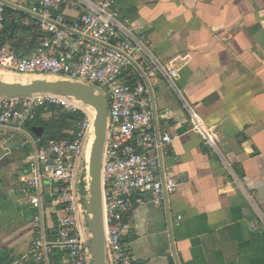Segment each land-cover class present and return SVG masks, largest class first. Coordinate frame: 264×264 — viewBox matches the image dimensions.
<instances>
[{
    "label": "crops",
    "instance_id": "obj_1",
    "mask_svg": "<svg viewBox=\"0 0 264 264\" xmlns=\"http://www.w3.org/2000/svg\"><path fill=\"white\" fill-rule=\"evenodd\" d=\"M34 1L4 0L0 47L18 55L36 47L39 33L27 15ZM114 1L133 30L147 36L153 54L177 70L181 93L154 81L157 125L177 136L163 166L178 186L159 205L146 198L129 210L126 253L135 264H264V0ZM189 109L211 131L213 145ZM34 126L0 139V264H39L31 254L33 212L22 182L41 139ZM85 185L80 173L79 208ZM39 192L47 264H69L66 250L54 244L61 206L47 183ZM253 223L259 226L254 232Z\"/></svg>",
    "mask_w": 264,
    "mask_h": 264
},
{
    "label": "built area",
    "instance_id": "obj_2",
    "mask_svg": "<svg viewBox=\"0 0 264 264\" xmlns=\"http://www.w3.org/2000/svg\"><path fill=\"white\" fill-rule=\"evenodd\" d=\"M6 7L1 0L0 31L6 23ZM66 11L74 14L68 15ZM27 15L38 30V43L23 56L7 44L2 45L0 72L81 82L106 98L101 189L108 262L135 264L123 245L129 231L125 220L129 210L143 204L146 198L159 205L178 186L163 166V160L169 156L168 146L177 136L160 131L154 95V81L160 78L181 97L175 83L178 72L153 54L147 36L135 32L129 21L120 16L114 0H35ZM59 111L79 115L71 136L46 139L42 144L37 139L22 180L23 194L33 212L35 237L31 254L39 264H47L49 243L39 192L45 182L61 206L54 244L66 250L69 264H90L88 235L83 228L75 183L93 134V112L73 99L51 94L0 96V139L13 138L41 114L50 116ZM188 111L197 130L213 145L211 131L198 122L191 109ZM217 155L227 166L223 156ZM228 170L231 171L229 164ZM231 175L239 185L237 177L232 172ZM246 197L254 205L252 197ZM260 219L264 226V218ZM258 228L256 223L250 226L252 232Z\"/></svg>",
    "mask_w": 264,
    "mask_h": 264
},
{
    "label": "water",
    "instance_id": "obj_3",
    "mask_svg": "<svg viewBox=\"0 0 264 264\" xmlns=\"http://www.w3.org/2000/svg\"><path fill=\"white\" fill-rule=\"evenodd\" d=\"M7 73V72H6ZM14 74V73H10ZM22 75V74H16ZM36 78L27 83L7 82L0 79L1 97H21L34 94H51L73 99L93 110V134L86 147V177H82L85 198L80 199L83 213V228L88 235L87 248L90 254V264H109L106 238L104 234L102 189H101V158L106 137L108 103L106 98L93 87L81 82L48 75H23ZM38 77H51L47 80ZM32 134L41 138L42 127H32ZM92 143V144H91ZM89 145L91 149L89 152ZM83 168L81 171V176Z\"/></svg>",
    "mask_w": 264,
    "mask_h": 264
},
{
    "label": "rangeland",
    "instance_id": "obj_4",
    "mask_svg": "<svg viewBox=\"0 0 264 264\" xmlns=\"http://www.w3.org/2000/svg\"><path fill=\"white\" fill-rule=\"evenodd\" d=\"M11 75V76H9ZM4 74L2 77L5 81H8V82H11V81H14V82H21V83H27L29 82L30 80H33V79H36V78H32V77H29V76H23V75H14V74ZM27 77V78H26ZM13 78V79H12ZM38 78H44V79H49V80H55L54 78H51V77H38ZM61 112H56L52 115H46V114H41L40 115V119L41 120H44L46 119L48 116V118L45 120V122H47V128L48 129H45L44 131V134L42 135L41 139H47L49 137V134H50V131L49 129H54L56 128V126H59L60 124V121L62 120V115L60 114ZM49 125V126H48ZM55 131H60L58 129H55ZM71 130H68V135L71 134ZM81 165H82V168H83V173H82V177H86L87 173L85 171V166H86V155L84 156V158L82 159L81 161ZM58 215H60V212L58 213Z\"/></svg>",
    "mask_w": 264,
    "mask_h": 264
},
{
    "label": "trees",
    "instance_id": "obj_5",
    "mask_svg": "<svg viewBox=\"0 0 264 264\" xmlns=\"http://www.w3.org/2000/svg\"><path fill=\"white\" fill-rule=\"evenodd\" d=\"M0 32H2V31H0ZM1 34H0V42L3 43V41H4L5 38H1V36H2ZM17 55H18V53H17ZM23 55H25V53L22 54V56ZM60 114L62 115V120L60 121L59 126H56V128H54V129H52V128L49 129L50 134H49V137L47 139H62V138H68V137L71 136V134L68 135V130H71L72 131L74 129L75 121L77 120V118L79 117V115H76V114H68V113H63V112H61ZM30 124H33V125L42 127L43 128V134H44L45 129H48L46 127L47 126V122H45V120L44 121L41 120L39 116L36 118L35 121H33ZM30 124H26V126L27 125H30ZM55 129H58L60 131L59 132L58 131H55L54 132ZM45 140L46 139H40L41 144Z\"/></svg>",
    "mask_w": 264,
    "mask_h": 264
},
{
    "label": "bare ground",
    "instance_id": "obj_6",
    "mask_svg": "<svg viewBox=\"0 0 264 264\" xmlns=\"http://www.w3.org/2000/svg\"><path fill=\"white\" fill-rule=\"evenodd\" d=\"M4 74H8V75H9L10 73L0 72V79L4 80L3 77H2ZM14 75H16V74H14ZM24 77H25V76H24ZM26 78H27V77H26ZM47 80H49V79H47ZM4 81H5V80H4ZM7 82H8V81H7ZM11 82H14V81H11ZM88 110H91V111L93 112V110L90 109V108H88ZM91 144H92V143H91ZM88 149H89V152H90L91 145H89ZM104 234H105V231H104Z\"/></svg>",
    "mask_w": 264,
    "mask_h": 264
}]
</instances>
